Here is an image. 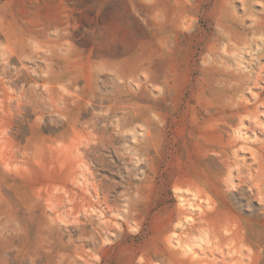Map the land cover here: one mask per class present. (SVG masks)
Listing matches in <instances>:
<instances>
[{
    "label": "rangeland",
    "instance_id": "rangeland-1",
    "mask_svg": "<svg viewBox=\"0 0 264 264\" xmlns=\"http://www.w3.org/2000/svg\"><path fill=\"white\" fill-rule=\"evenodd\" d=\"M0 264H264V0H0Z\"/></svg>",
    "mask_w": 264,
    "mask_h": 264
}]
</instances>
